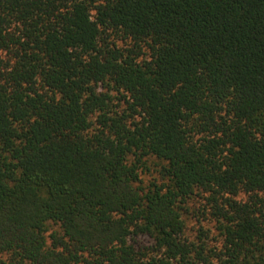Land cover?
<instances>
[{"label":"trees","instance_id":"16d2710c","mask_svg":"<svg viewBox=\"0 0 264 264\" xmlns=\"http://www.w3.org/2000/svg\"><path fill=\"white\" fill-rule=\"evenodd\" d=\"M0 264H264V0H0Z\"/></svg>","mask_w":264,"mask_h":264},{"label":"rangeland","instance_id":"374dc122","mask_svg":"<svg viewBox=\"0 0 264 264\" xmlns=\"http://www.w3.org/2000/svg\"><path fill=\"white\" fill-rule=\"evenodd\" d=\"M151 164V170L146 171V174H144V179L145 181H149L151 177L153 176H158L159 173L157 171L158 167L154 164V160L150 162ZM201 198L199 196H194L193 199L189 203V210L184 211V218L186 220V232L187 234L194 238L197 233V228L199 226L197 222V217H196V208L200 206ZM208 227H212V223H206ZM213 229V228H212ZM214 230V229H213ZM215 230L213 231V234H216Z\"/></svg>","mask_w":264,"mask_h":264}]
</instances>
